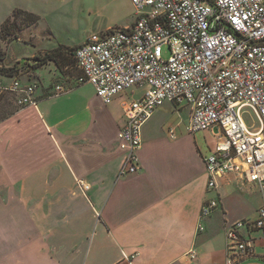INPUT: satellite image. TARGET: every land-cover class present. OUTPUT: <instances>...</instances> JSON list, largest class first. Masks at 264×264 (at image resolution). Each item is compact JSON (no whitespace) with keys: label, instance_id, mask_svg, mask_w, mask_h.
I'll return each mask as SVG.
<instances>
[{"label":"crops","instance_id":"0c3cea01","mask_svg":"<svg viewBox=\"0 0 264 264\" xmlns=\"http://www.w3.org/2000/svg\"><path fill=\"white\" fill-rule=\"evenodd\" d=\"M0 1L3 21L16 8L39 17L27 28L32 42L40 28L59 39L29 56L59 45L73 48L63 68L49 61L29 67L34 80L20 79L35 85V104L17 106V93L0 90L14 94L17 106L0 119V264H227L226 223L256 219L262 197L242 172L228 171L216 187H207L203 157L223 138L220 127L197 131L202 144L187 129L186 102H168L176 120L147 123L164 103L142 126L140 169L120 175L122 104L141 97L146 85L127 88L105 104L91 83H77L74 50L91 34L130 27V0ZM73 31L81 37L67 38ZM14 78L0 75V85L8 87ZM57 84L66 91L53 95ZM84 84L94 91L86 102L78 93ZM137 89L142 92L134 96ZM91 100L100 106L92 107ZM77 180L89 189L79 190ZM209 199L218 206L202 217ZM242 234L252 253L233 264H264L261 230L244 228Z\"/></svg>","mask_w":264,"mask_h":264},{"label":"built area","instance_id":"2783aa9c","mask_svg":"<svg viewBox=\"0 0 264 264\" xmlns=\"http://www.w3.org/2000/svg\"><path fill=\"white\" fill-rule=\"evenodd\" d=\"M130 2V27L91 34L74 50L81 70L77 83H91L105 104L127 88L146 85L141 97L122 104L125 121L116 135L124 152L120 175L140 169L142 126L166 102L190 106L191 133L220 127L223 138L203 157L207 187H216L228 171L242 172L262 195L256 219L226 223L227 264H233L252 253L244 228L261 230L264 239V0ZM162 45L170 49L166 59ZM34 89L16 78L8 87L0 85L17 93L18 106L36 103ZM64 91L57 84L53 95ZM244 108L253 113L255 130L244 122ZM77 187L89 189L83 180ZM217 206L216 199L203 202L200 215H210Z\"/></svg>","mask_w":264,"mask_h":264},{"label":"rangeland","instance_id":"374dc122","mask_svg":"<svg viewBox=\"0 0 264 264\" xmlns=\"http://www.w3.org/2000/svg\"><path fill=\"white\" fill-rule=\"evenodd\" d=\"M1 1H0V23L3 21V12L1 11ZM134 12V9H133ZM22 16H19L14 26L12 27L13 33H16L18 36H21L22 39H15L11 34L6 35L4 39H0V66L6 67L11 66L13 63H15L16 58H24L25 56H29L31 54H35L38 52H41L44 49L51 48L53 46H56L59 43V39L56 35H48L46 31H44L43 28L38 29L34 32L35 39L34 42L31 40V35L27 33V28L32 30L33 24H28L26 21L22 20ZM31 33V32H30ZM62 34V33H60ZM67 38L71 37L72 39H79L81 36L78 32H70L68 35L66 34ZM10 42V43H9ZM7 43H9L7 47V53H5V47L7 46ZM170 55V49L168 45H162V57L166 59ZM33 56L25 57V58H32ZM24 67L18 72L17 76H15L16 79H26L27 77L30 80H34L32 77L35 76L28 64H23ZM46 69H42V72H44ZM33 74V75H32ZM14 78V79H15ZM142 92V89H137L133 91L134 96L140 95ZM81 96V99L83 101H87L90 96L94 94L93 86L91 84H84L80 87L79 92ZM91 106L92 107H99L100 104L96 100H91ZM169 103L166 102L162 107L158 108L152 118L148 120L147 123H159L163 121H172L175 119L176 114H171V107H168ZM17 106L15 104V95L9 92H2L0 93V119L4 118L7 114H9L11 111L16 109ZM184 118L186 117V114L188 113V109H183ZM243 119L244 122L251 127L252 130H255L258 127V124L253 116V113L247 109H243ZM176 120V119H175ZM147 125V124H146ZM145 127V126H143ZM196 137L198 140L203 144L204 138L202 132H195ZM205 147V146H204ZM207 152V150H206ZM69 183V180L68 182ZM260 196L261 193H260Z\"/></svg>","mask_w":264,"mask_h":264},{"label":"trees","instance_id":"16d2710c","mask_svg":"<svg viewBox=\"0 0 264 264\" xmlns=\"http://www.w3.org/2000/svg\"><path fill=\"white\" fill-rule=\"evenodd\" d=\"M22 16V20L26 21L28 24H36L39 20V17L37 15H34L28 11H25L20 8H16L13 10L11 15L7 17L0 27V39H4L6 35L11 34L13 38H17L18 35L16 33H13V26L15 24L16 19ZM73 51V48H68L63 45H59L54 49L46 50L39 55H36L32 57V59H35L34 63H28L23 62L24 64H28L27 66L36 68L39 66H42L49 61H53L59 68H63V66L66 64V61L68 60L66 57L67 52L71 53ZM2 58H0L1 60ZM24 67V65H21V59L13 63L11 66H0V75L1 76H8V77H15L17 76L18 72ZM18 106V105H17ZM264 130V129H263Z\"/></svg>","mask_w":264,"mask_h":264},{"label":"water","instance_id":"95a60500","mask_svg":"<svg viewBox=\"0 0 264 264\" xmlns=\"http://www.w3.org/2000/svg\"><path fill=\"white\" fill-rule=\"evenodd\" d=\"M28 62V63H34L35 62V59H32V58H22L21 59V65H23L24 63L23 62Z\"/></svg>","mask_w":264,"mask_h":264}]
</instances>
